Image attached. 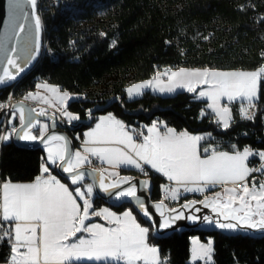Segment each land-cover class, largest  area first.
<instances>
[{"label": "snow or ice", "instance_id": "obj_1", "mask_svg": "<svg viewBox=\"0 0 264 264\" xmlns=\"http://www.w3.org/2000/svg\"><path fill=\"white\" fill-rule=\"evenodd\" d=\"M7 4L10 33L6 32L5 40L0 44L4 65L0 85L17 80L36 58L43 27L37 14L38 0H7ZM28 6L31 16L26 11ZM30 19L34 21V39L31 30H25ZM12 41L15 46L9 48ZM262 78L264 66L254 71L166 68L157 71L152 79L133 84L126 91L132 97L142 95L145 89L160 93L184 89L196 93L200 88L197 97L208 101L206 106L217 123L227 129L232 119L228 105L233 102H240L244 118H253L249 110L259 99L258 85ZM37 87L50 95L29 92L24 99L43 101L56 107L57 111L63 108L61 115L68 122L80 119L67 110L66 102L71 98L67 91L62 92L46 82ZM4 107L6 105L0 104V108ZM11 107L14 109L12 119H16L18 113L19 126L0 135V141L7 142L13 136L21 141H39L44 144L47 157L41 166L42 174L31 183L0 179V242L6 241L10 246L6 264H165L159 249L149 243L150 228L142 226L131 209L118 215L109 208H93L89 197L94 185L109 196L113 194L110 189L129 185L116 193V198L134 201L139 212L162 229L171 228L182 219L200 220L197 215L185 216L180 209L169 207L165 200H178L182 191L204 194L219 186L221 190L205 195L203 200L185 202L181 207L190 212L200 211L196 208L197 203L210 208L222 220L205 215L203 221L220 229L264 232V182L257 183L255 177L251 181L248 179L253 173L264 175V151H253L250 147L232 152L208 147L201 149L203 136L177 132L166 125L165 131L161 132L155 123L145 134L130 129L113 115L100 117L95 127L85 133L82 151H74L67 137L49 134V124L38 119L47 114L46 110H29L23 103ZM207 114L202 112V115ZM50 119L54 128L55 117ZM8 123L11 124V120ZM37 126L39 131L34 133ZM253 156L259 158L258 167L249 164V158ZM90 157L113 169L121 166L138 169L145 176L148 169H152L171 182L163 186L164 198L154 205L161 220L157 222L153 218L152 212L137 195L133 177L121 176L119 171L109 172L108 168L81 171L86 164L92 163ZM56 169L67 174L71 185L79 187L70 188L69 184L62 183L53 174ZM86 175L91 176L93 182L85 185ZM109 177L112 178L110 183L106 182ZM141 187L149 188V180L142 181ZM94 217L103 219L110 226L94 222ZM212 243L211 240L206 244L194 240L192 261L212 264Z\"/></svg>", "mask_w": 264, "mask_h": 264}, {"label": "trees", "instance_id": "obj_2", "mask_svg": "<svg viewBox=\"0 0 264 264\" xmlns=\"http://www.w3.org/2000/svg\"><path fill=\"white\" fill-rule=\"evenodd\" d=\"M69 2L59 0L55 14L45 11L41 17L43 27L51 26L50 37L57 58H40L21 80L1 90L3 95L16 87L17 96L25 97L36 90L39 82H47L78 95L67 108L79 120L85 119L93 107L116 99L107 109L95 113L91 124L81 126L74 133L76 148L97 116L112 113L127 125L142 130L161 120L178 132L211 134L201 143V149L264 150V78L255 102L259 108L254 119L244 118L241 106L232 104L233 120L227 129L217 123L210 111L202 115L207 102L197 99V92L163 96L145 91L140 97L129 99L126 91L128 86L153 78L167 66L247 71L264 66V0H74L72 5ZM45 159L43 148L25 149L11 140L2 147L1 179L32 182L41 175ZM53 174L75 188L57 170ZM120 174L150 177L153 199L164 198L163 177L154 173L145 176L129 169H121ZM255 178L257 183L264 182L261 176ZM219 190L218 187L199 196L181 195L173 203L165 201L175 206ZM93 206L95 209L108 206L118 213L131 209L138 222L150 228L149 243L158 246L161 260L166 264H191L193 236L203 242L213 240L212 264H264V238L203 231L156 238L151 225L132 205L112 207L94 195ZM9 255L8 243L0 242V264L6 263Z\"/></svg>", "mask_w": 264, "mask_h": 264}, {"label": "water", "instance_id": "obj_3", "mask_svg": "<svg viewBox=\"0 0 264 264\" xmlns=\"http://www.w3.org/2000/svg\"><path fill=\"white\" fill-rule=\"evenodd\" d=\"M26 11L29 12L30 16H31V8L30 6L26 7ZM37 14L38 13V6H37ZM25 30L26 32L31 30L32 34H33V39H34V33H35V29H34V21L32 19H30L28 21L27 24H25ZM6 32L10 33V26H9V20H8V4H7V0H0V44H3L4 40H5V35ZM21 36L24 35V33H20ZM39 44H40V48H39V52L36 55V58L32 61V63L27 67V69L25 70V72L21 73L17 80L15 81H11V82H7L5 84L0 85V90H4L6 88L11 87L12 85H14L15 83H17L19 80H21L25 75H27L32 69L33 67L36 65V63L38 62V60L40 59L41 56V52H42V45H43V28L39 34ZM15 46V42L12 41L8 44L9 48H12ZM4 65H3V56L0 55V74H2V69H3ZM116 101V99H112L110 102H108L106 105L103 106H95L92 109H90L88 111V115L85 119L83 120H79L76 123H67L58 113L51 111V110H46V115L45 116H40L38 117V119L42 122V123H47L49 124V134L55 133V134H61L64 135L65 137L68 138V140L70 141V147L72 150H76V146H75V132L83 125H89L92 122L93 119V115L99 111H103L105 109H107L111 104H113ZM21 103H23L24 107L26 109H36L37 111L44 109L41 105H34L33 103H31L30 101L27 100H19L16 103H14L13 105H20ZM12 105V106H13ZM11 110L14 111V109L11 107ZM45 110V109H44ZM5 116V111L1 110L0 111V125L3 122ZM18 116V113H17ZM55 117V127H52V119H50V117ZM19 126V125H18ZM17 126V127H18ZM39 131V126H37L36 129H33V132H38ZM12 142L17 145L18 147L21 148H25V149H40V148H44V144H42L39 141L36 142H27V141H21L15 138V136H13L12 138ZM94 169H100L97 167H93L90 165H86L84 166L83 169H81V171H85V172H92ZM57 173L59 174V176L65 178L68 180V182L70 183V179L67 176V174L62 173L59 169H56ZM121 176H131L129 174H120ZM133 177V176H131ZM145 179L149 180L150 182V187L149 188H143L141 187V183L142 181H144ZM112 180L111 177L108 178V180L106 182L110 183ZM92 183V177L91 176H87L85 178V181L83 182L85 183ZM132 183L137 185V195L141 197V199L145 202V204L147 205V207L149 208V211L152 212L153 214V218L159 222L161 220V217L158 215V213H156L154 205L158 202H160L161 200H154L153 199V190H154V185L153 182L151 180L150 177H142V176H134ZM73 187H79V185H72ZM129 185L124 184L121 185L120 188L117 189H110V191L113 193L111 196H109L107 193H104L101 189H99L98 185H94V193L95 196L99 199H101L102 201H104L105 203H107L108 205L112 206V207H120L123 204H130L132 205V207L136 210V212L140 215V217L142 219H144L145 221H147L151 227H152V234L154 237L156 238H166L172 234L175 233H183V232H187V231H203V232H220L226 236H249L251 238H255V239H261L264 238V232H260V231H255V230H242V231H229L226 229H220L215 227L214 224H207L206 222L203 221V217L205 215L211 217L213 220L216 219H221L220 217H217L215 213L212 212V210L210 208H204V206L200 203L196 204V208H199L200 211L199 212H195L194 210H192L190 212V210H185L183 209L181 206L183 203L185 202H189V201H200L203 200L204 197L202 198H192L189 200H186L180 204H177L175 206L170 205L169 203H167L166 201H164L169 207H174V208H178L180 209L182 212L185 213V216H188L189 214H194L197 215L198 217H200V220L193 222L190 219H182V220H178L175 222V224L173 225V227L168 228V229H162L158 227L157 225H153L151 221H149L147 218H145L142 213L139 212L138 208L135 205V202L132 201L129 198H120L117 199L116 198V193H118L119 191L126 189Z\"/></svg>", "mask_w": 264, "mask_h": 264}, {"label": "built area", "instance_id": "obj_4", "mask_svg": "<svg viewBox=\"0 0 264 264\" xmlns=\"http://www.w3.org/2000/svg\"><path fill=\"white\" fill-rule=\"evenodd\" d=\"M38 3L40 4V10L38 8V13L42 17L45 14V11H51L53 14H55L56 11L54 8L58 5L59 0H38ZM50 33H51V26L50 25L44 26L43 27V45H42V52H41L40 58H44V57H51L54 59L57 58L56 51L53 47L54 41L50 37ZM16 90H17V88L13 87L6 95H3L2 91L0 90V104L6 105V107L0 108V111L1 110L5 111V116H4L3 122L0 125V135H3L7 132H10L11 127H13V126L17 127L19 125V119H18L17 114H16L17 118L12 119L13 111L11 110V106L19 100H26V99H24L25 97L17 96ZM84 98H85L84 96H81V99H84ZM258 108H259V106H258V104H256V106L254 108L249 110V114L252 115L253 118L248 119V120L254 119V117L258 111ZM9 120H11V124L8 123ZM133 129H135L137 131H143L141 128L133 127ZM245 135L248 136L249 133L246 132ZM255 136L257 137V135H255ZM11 140H9L7 142H10ZM7 142L0 141V164H1V160H2V147ZM252 150L253 151H264V150H257V149H252ZM249 164H250V166H257L258 167L260 164L259 158L256 156L250 157V163ZM138 172L140 173V171H138ZM140 174H142V173H140ZM148 174H149V171H148ZM142 175H144V174H142ZM252 175H254L255 177L261 176L262 179L264 180V175H261L260 173H253ZM0 179H1V168H0ZM9 256L6 257V260H8Z\"/></svg>", "mask_w": 264, "mask_h": 264}, {"label": "crops", "instance_id": "obj_5", "mask_svg": "<svg viewBox=\"0 0 264 264\" xmlns=\"http://www.w3.org/2000/svg\"><path fill=\"white\" fill-rule=\"evenodd\" d=\"M166 68H171V67H169V66H167V67H163V68H161L159 71H163L164 69H166ZM182 68H185V67H182ZM171 69H173V68H171ZM179 69V68H178ZM188 69H193V68H188ZM202 69H204V68H202ZM173 70H176V69H173ZM152 79V78H151ZM166 79V78H165ZM145 81H147V80H145ZM141 82H144V81H141ZM39 83H42V82H39ZM38 83V84H39ZM47 83V82H46ZM138 83H140V82H138ZM136 84V83H135ZM51 85V84H50ZM133 85V84H132ZM132 85H130V86H132ZM130 86H128V87H130ZM127 87V88H128ZM37 89H38V87L36 88V90L35 91H37ZM201 89L200 88H197V93L200 91ZM145 91H151V92H153V93H155V94H159V95H163V96H167V95H173V94H175V93H177V92H181V91H187V90H184V89H177L176 90V92H174V93H160L159 91H152L151 89H145L144 91H143V93L145 92ZM141 95H138V96H136V95H134V96H132V97H129V95H128V93H127V97L129 98V99H134V98H137V97H140ZM196 97H197V94H196ZM78 98V95H74L73 94V96L70 98V100H68V102H67V107H68V104H69V102L70 101H72V100H74V99H77ZM197 99H199V100H202V99H200V98H198L197 97ZM28 101H30L31 103H33L34 105H41L45 110H51V111H54V112H56V113H59L60 114V116L67 122V123H76L77 121H79V120H75V121H71V122H68L67 120H66V118H64L62 115H61V112L63 111L62 109H60V111H57V108L56 107H53V106H51V105H48V104H44L43 103V101H33V100H28ZM203 101H206V100H203ZM207 103H208V101H206ZM207 107V106H206ZM230 109H231V107H230ZM67 110H68V108H67ZM69 111V110H68ZM71 112V111H70ZM73 113V112H72ZM231 113H232V111H231ZM74 115H77V114H75V113H73ZM107 115H113V116H115L114 114H112V113H107V114H101V115H99V116H97V119H96V122L94 123V125L93 126H91L90 128H88L87 130H85L84 131V133H83V139L81 140V142H80V145H79V147L78 148H76V150H80V151H82V149H83V141H84V139H85V133H87L88 131H90L93 127H95V124L99 121V118L100 117H103V116H107ZM116 117V116H115ZM117 119H119L118 117H116ZM119 120H121V119H119ZM232 120H233V118L231 119V122H230V126H231V124H232ZM122 122H124L123 120H121ZM125 123V122H124ZM153 123H155V124H157V126L160 128V131L161 132H163V131H165V128H164V125H166V123L164 122V121H161V120H155ZM153 123L151 124V125H149V126H144L143 128H144V133L146 134L147 133V128L148 127H151L152 125H153ZM126 124V123H125ZM127 125V124H126ZM221 125V124H220ZM130 129H133V127L132 126H129V125H127ZM167 126V125H166ZM229 126V127H230ZM221 127L223 128V129H225L222 125H221ZM178 132V131H177ZM190 134H192V135H200V136H203L204 137V139L203 140H201V142H200V145H201V143L203 142V141H205L206 139H209L211 136H207V135H205V134H203V133H190ZM75 137H77V135L75 136ZM210 150H212V149H214L213 147H208ZM44 149V151H45V158L47 157V151H46V148L44 147L43 148ZM202 155H206L205 153H203ZM90 160L92 161V163L90 164V166H93V167H97V168H100V169H104V168H108V171L109 172H111V171H119V173H120V171H121V169H129V170H135V171H139L138 169H135V168H132V167H127V166H121L119 169H113V168H111V167H109L107 164H103V163H101L100 161H98L95 157H90ZM249 160H250V158H249ZM86 165H89V164H86ZM85 165V166H86ZM148 171H149V174L150 173H154V174H157V175H159V176H161V177H163L161 174H159V173H157V172H155L154 170H152V169H148ZM148 174V175H149ZM147 175V176H148ZM251 177V176H250ZM249 177V178H250ZM58 178V177H57ZM165 180H166V183L165 184H163V186H165V185H168V184H171V182H169V181H167V179L165 178V177H163ZM248 178V179H249ZM59 179V178H58ZM33 182V181H32ZM62 182V181H61ZM15 183H31V182H15ZM62 183H64V182H62ZM163 186H162V192H163ZM174 186V185H173ZM219 186H217L216 188H218ZM215 189V188H214ZM238 189H239V187H238ZM210 190H213V189H210ZM209 190V191H210ZM207 193V192H206ZM206 193H204V194H206ZM163 194H164V192H163ZM188 194H192V195H204V194H201V193H184L183 191L181 192V195H188ZM180 195V196H181ZM89 199L91 200V202H92V204H93V200H94V196L93 197H89ZM177 201V200H176ZM176 201H174V202H176ZM82 203V202H81ZM93 208H94V206H93ZM102 208H109L111 211H113V212H116V211H114L113 209H111L110 207H108V206H102L101 208H96V210H100V209H102ZM95 209V208H94ZM118 215L119 214H122V213H118V212H116ZM93 221L94 222H97V223H101V224H106V222L103 220V219H101V218H99V217H94L93 218ZM106 226H110V225H107L106 224ZM143 226V225H142ZM159 249V248H158ZM87 263H96V264H100V262H87ZM2 264H6V263H2Z\"/></svg>", "mask_w": 264, "mask_h": 264}, {"label": "rangeland", "instance_id": "obj_6", "mask_svg": "<svg viewBox=\"0 0 264 264\" xmlns=\"http://www.w3.org/2000/svg\"><path fill=\"white\" fill-rule=\"evenodd\" d=\"M70 1V2H69ZM62 2L63 3H68L69 2V4L70 5H72L73 4V2H74V0H62ZM40 16V15H39ZM40 18H41V16H40ZM41 21H42V19H41ZM43 25V24H42ZM43 28V27H42ZM256 70H258V69H256ZM219 71H247V70H219ZM248 71H254V70H248ZM262 80V79H261ZM261 80H260V82H261ZM260 82H259V85H258V96H259V90H260ZM54 86V85H53ZM57 87V86H56ZM62 91V90H61ZM35 92H40L41 93V95H50V94H48V93H45V92H43V90H41V89H37V91H33V93H35ZM63 92V91H62ZM69 94H70V96L72 97L73 96V94L72 93H70V92H68ZM70 100V99H69ZM202 100H204V99H202ZM28 101V100H27ZM257 101V100H256ZM68 102V101H67ZM67 102H66V104H67ZM235 103H237V104H239L240 105V102L239 101H236V102H233V103H231V104H229L228 106L229 107H231L232 106V104H235ZM45 104V103H44ZM241 106V105H240ZM62 110H63V108H61ZM208 111H210L211 112V109H208L207 107L202 111V112H208ZM203 134H205V135H209V136H211V134H209V133H203ZM86 184H89V183H85V185ZM238 190H240V189H238ZM95 195V193H94V191H93V193L91 194V196L90 197H93ZM168 201L170 202V203H173L174 201L173 200H171V199H168ZM194 240H198L200 243H204V244H206L207 242H203V241H201L200 239H199V237H197V236H193V237H191V252H192V247H193V241ZM209 240H211L212 242H213V240L212 239H208V241ZM154 246H156V245H154ZM157 248H158V246H156ZM212 247H213V243H212ZM213 253H214V251H213ZM213 255V254H212ZM190 263L191 264H197V263H201V264H204V262L203 261H196V262H193L192 261V258H190ZM212 263H213V261H212ZM166 264V263H165Z\"/></svg>", "mask_w": 264, "mask_h": 264}]
</instances>
